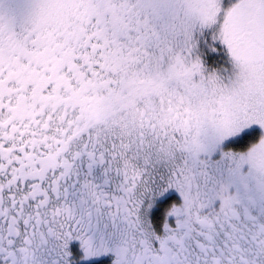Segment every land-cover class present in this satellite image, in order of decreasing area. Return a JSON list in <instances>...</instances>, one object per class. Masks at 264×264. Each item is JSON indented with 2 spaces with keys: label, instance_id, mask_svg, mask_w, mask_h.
<instances>
[{
  "label": "snow or ice",
  "instance_id": "6c2138e0",
  "mask_svg": "<svg viewBox=\"0 0 264 264\" xmlns=\"http://www.w3.org/2000/svg\"><path fill=\"white\" fill-rule=\"evenodd\" d=\"M0 264H264V0H0Z\"/></svg>",
  "mask_w": 264,
  "mask_h": 264
}]
</instances>
